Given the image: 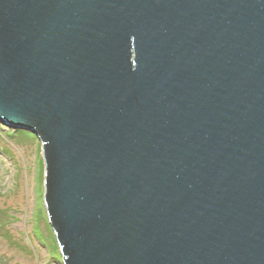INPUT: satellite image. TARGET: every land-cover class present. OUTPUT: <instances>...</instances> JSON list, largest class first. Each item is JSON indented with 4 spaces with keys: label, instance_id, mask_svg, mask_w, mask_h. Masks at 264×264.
I'll return each instance as SVG.
<instances>
[{
    "label": "water",
    "instance_id": "1",
    "mask_svg": "<svg viewBox=\"0 0 264 264\" xmlns=\"http://www.w3.org/2000/svg\"><path fill=\"white\" fill-rule=\"evenodd\" d=\"M0 123L63 264H264V0H0Z\"/></svg>",
    "mask_w": 264,
    "mask_h": 264
},
{
    "label": "rangeland",
    "instance_id": "2",
    "mask_svg": "<svg viewBox=\"0 0 264 264\" xmlns=\"http://www.w3.org/2000/svg\"><path fill=\"white\" fill-rule=\"evenodd\" d=\"M43 173L35 134L0 123V264H63L44 206Z\"/></svg>",
    "mask_w": 264,
    "mask_h": 264
},
{
    "label": "trees",
    "instance_id": "3",
    "mask_svg": "<svg viewBox=\"0 0 264 264\" xmlns=\"http://www.w3.org/2000/svg\"><path fill=\"white\" fill-rule=\"evenodd\" d=\"M17 131V130H16Z\"/></svg>",
    "mask_w": 264,
    "mask_h": 264
}]
</instances>
